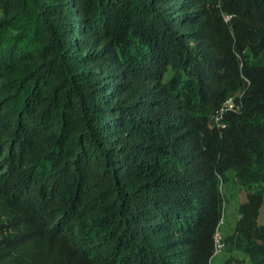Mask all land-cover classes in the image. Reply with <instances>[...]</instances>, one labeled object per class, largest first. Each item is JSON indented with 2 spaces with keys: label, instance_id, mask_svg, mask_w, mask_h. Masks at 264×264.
Segmentation results:
<instances>
[{
  "label": "trees",
  "instance_id": "obj_1",
  "mask_svg": "<svg viewBox=\"0 0 264 264\" xmlns=\"http://www.w3.org/2000/svg\"><path fill=\"white\" fill-rule=\"evenodd\" d=\"M228 170L264 264V0H0V264H211Z\"/></svg>",
  "mask_w": 264,
  "mask_h": 264
},
{
  "label": "rangeland",
  "instance_id": "obj_2",
  "mask_svg": "<svg viewBox=\"0 0 264 264\" xmlns=\"http://www.w3.org/2000/svg\"><path fill=\"white\" fill-rule=\"evenodd\" d=\"M227 176V179L222 182L225 202L223 214L224 222L221 224L220 230L223 234L235 227L237 219L240 216L239 206L247 199L248 192L250 191L238 181L233 170H228ZM259 222L264 223V203L260 210ZM229 256L230 253L227 249H223L221 252L212 257L211 264H226L225 262Z\"/></svg>",
  "mask_w": 264,
  "mask_h": 264
},
{
  "label": "built area",
  "instance_id": "obj_3",
  "mask_svg": "<svg viewBox=\"0 0 264 264\" xmlns=\"http://www.w3.org/2000/svg\"><path fill=\"white\" fill-rule=\"evenodd\" d=\"M244 105L243 99H242V93L232 94L229 97H227L224 102L219 106V108L216 110V112L213 115L212 118V126L223 128L227 125V122L225 121V116L229 112H238L242 109ZM224 222V217L219 221V224L217 226L216 232H215V250L212 255V257L219 252H221L223 249H225V242L223 239V233L220 230L221 224Z\"/></svg>",
  "mask_w": 264,
  "mask_h": 264
}]
</instances>
